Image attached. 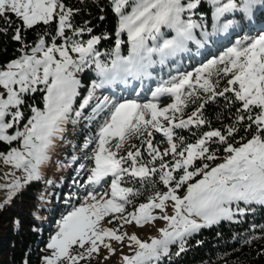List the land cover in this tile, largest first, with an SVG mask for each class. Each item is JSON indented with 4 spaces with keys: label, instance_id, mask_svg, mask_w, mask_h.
I'll return each mask as SVG.
<instances>
[{
    "label": "snow or ice",
    "instance_id": "1",
    "mask_svg": "<svg viewBox=\"0 0 264 264\" xmlns=\"http://www.w3.org/2000/svg\"><path fill=\"white\" fill-rule=\"evenodd\" d=\"M207 2L214 6L216 30L226 31L232 22L221 23V17L232 12L250 15L257 0ZM110 3L118 17V39L106 62L96 48L106 37L74 39L85 30L73 27L74 10L67 8L63 0H0V19L8 26L0 28V32H7L15 17L20 24L12 39L25 48L29 46L24 43L22 29L56 23V36L50 44L41 36L31 54L0 67V141L11 144L20 140L23 149L13 148L2 157L4 162L23 170L25 182L39 180L41 167L50 159V152L66 125L88 119L83 112L94 98L98 102L91 109L90 119L106 113L85 146L94 145L88 157L94 167L87 183L101 186L102 181L110 178V191L99 192L95 188L87 191L82 202L62 216L47 244L43 264H81L98 254L101 246L114 254L111 243L105 241L122 243L125 238L135 250L133 255L122 257L123 264H157L169 255L170 245L179 244L176 253L179 255L185 250L186 237L223 220L232 221L235 215H244L246 209L240 206L241 202L264 206V34L237 41L194 72L162 82L148 102L132 99L112 102L108 97L96 98V89L146 75L155 63L154 55L163 63L185 51L188 43L195 41L194 30L202 25L192 19L201 0L187 3L110 0ZM67 30L73 35H66ZM164 30L174 35L165 38ZM121 34H126L130 45L127 56L120 54L124 43L119 39ZM57 38L62 43L57 44ZM72 54H76L75 58ZM93 64L99 82L92 84L76 109L74 104L81 87L77 74ZM222 80L226 83L221 88ZM37 92L43 93L42 107L29 105L32 114L23 130L8 134L24 119L21 108L26 103L25 97ZM162 97L172 102L161 106ZM217 97H223L229 106L239 104L233 122L223 132L208 130L195 143L185 144L176 130L205 125L203 109ZM190 104L197 106L185 119ZM241 128L244 134L237 141ZM155 133L166 138L168 147L163 151L154 143ZM212 143L222 145V151L227 153L215 167L207 162L216 160V152L221 149L210 150ZM166 157H171V161H166ZM198 160L204 163L196 165ZM157 178L166 191L157 188ZM20 187L19 180L9 185L10 190ZM182 188L184 194L180 195ZM145 192L146 202L136 204L135 199ZM169 202L172 215L167 214ZM128 206H132L131 211H127ZM156 210L161 215H155ZM107 217H111L108 224L118 223L119 227H102L101 222ZM156 220L167 223L166 228L159 230L160 239L144 242L134 234L121 232L125 225L143 227Z\"/></svg>",
    "mask_w": 264,
    "mask_h": 264
},
{
    "label": "trees",
    "instance_id": "2",
    "mask_svg": "<svg viewBox=\"0 0 264 264\" xmlns=\"http://www.w3.org/2000/svg\"><path fill=\"white\" fill-rule=\"evenodd\" d=\"M67 8L74 10L71 20L73 27L84 29L79 37H73L86 41L92 36L106 37L101 39L96 46L101 53V60L108 61L113 52L117 40L116 32L118 18L110 0H63ZM226 2V0H225ZM195 11L203 12L200 17L202 28L195 30V41H190L187 49L174 57L168 58L160 67H157L150 76H142L138 79L129 77L127 81H117L103 88L96 89L95 97L109 101L120 102L123 100H137L147 102L151 100L152 93L160 85L162 79L181 71L195 70L208 60L222 55L228 48L235 46L237 41L251 39L258 34L264 33V0H257L250 15L242 12H232L221 17L220 22H232V26L226 31L216 30L214 6L201 0V5ZM199 17V15H194ZM20 22L13 17L12 26L7 32H0V67L18 59L22 54L28 53L38 42L41 36L50 44L56 36V23L51 25H37L33 29L23 30L25 48L20 42L12 39L15 29ZM8 27L3 19H0V28ZM87 29H91L89 32ZM47 32V35H45ZM207 33V35H205ZM66 35L72 36V31L67 30ZM120 39L124 43L120 46L122 54H127L128 43L125 34ZM57 44L62 41L57 38ZM23 49V50H22ZM80 95L77 97L74 108L79 109L82 99L87 96L94 82H99V77L93 65L84 69L80 77ZM226 81H221V88ZM231 97V93L226 94ZM43 93L37 92L26 96V103L21 110L24 113L25 122L31 116L29 105L42 107ZM168 97H162L161 100ZM97 99L90 102L84 109L83 116L74 125L68 124L62 135L61 142L68 145L65 160L70 165L54 181L35 180L28 182L19 189L11 199L0 208V264H43V258L47 255L46 247L48 239L55 233V224L58 219L66 214L74 205L81 203V199L87 191L103 190L108 185V179L101 182V186H93L87 183L93 161L88 159L94 145H88V141L97 131L98 125L104 119L106 113L102 112L95 119H90L91 109L97 103ZM199 103V102H198ZM196 104H190L183 118L196 108ZM239 104L228 105L223 97H217L215 101L205 105L203 109L207 123L201 127L177 129L176 133L184 138L186 143H195L205 131L223 130L233 122L236 108ZM243 129L237 135H243ZM154 143L158 144L161 151L160 133H155ZM250 138V137H249ZM215 139V138H214ZM165 140V138H164ZM164 146L168 147L167 143ZM238 146V145H235ZM10 145L0 141V152L7 151ZM223 146L218 143L210 144V150L221 149L216 152L217 159L208 161L213 166L225 153ZM145 158L147 155L145 153ZM64 160V161H65ZM171 161V157H166ZM196 165H202L204 161H196ZM83 165V167H81ZM191 170V169H189ZM178 175V173H174ZM196 179V178H195ZM138 186V185H137ZM157 188L161 191L167 189L158 182ZM183 190L180 189L179 192ZM148 193L137 197L135 203L146 201ZM245 208L244 215H235V220H223L218 224L200 229L198 232L186 237L184 251L179 255V244L169 246V255L162 257L157 264H261L264 262V206L253 204L240 205ZM132 210V206H128ZM127 209V210H128ZM112 225V224H111ZM253 236L260 237L252 239ZM250 241V242H246ZM81 264H96L95 255Z\"/></svg>",
    "mask_w": 264,
    "mask_h": 264
},
{
    "label": "rangeland",
    "instance_id": "3",
    "mask_svg": "<svg viewBox=\"0 0 264 264\" xmlns=\"http://www.w3.org/2000/svg\"><path fill=\"white\" fill-rule=\"evenodd\" d=\"M184 2L187 3L188 0H184ZM112 8H113V6H112ZM196 14L199 15V17L194 16ZM187 15H188V13L185 14L186 17H187ZM202 15H203V12H198L197 13L195 10H193L192 19L194 21H196L198 24H200V22H201L200 17ZM197 29H199V28H197ZM197 29H195V30H197ZM117 30H118V25H117ZM195 30H194V32H195ZM164 31L166 33L165 34V38H171L172 35H174V33L168 32L167 30H164ZM261 34H264V33H261ZM126 38H127V36H126ZM119 39H120V37H119ZM149 43L151 44V42H149ZM129 48H130V45L128 44V51H129ZM25 54H31V50L28 53L22 54L18 59H20ZM120 54L122 56H127L128 52H127V54H122L121 51H120ZM72 55L75 58L76 54H72ZM152 59H153V61H155V63L148 69V72H147L146 76L154 75V74H152V72L157 67H160L161 64H162V63L159 62V57L154 55ZM93 67L95 68L94 64H93ZM194 71H195L194 69L193 70H188V71H181L180 73L172 74L171 76H169V77H167L165 79L161 80V78H160V81H162V82L168 81L174 76H179L181 74H184V73H187V72H194ZM80 74H81V72L77 74V78L78 79H80L79 78ZM161 83H160V85H161ZM171 102H172L171 100H168L167 98H165V99L161 100V106H166L168 103H171ZM26 122H27V120L25 122L21 121L19 125H16L15 129L9 130L8 134H14L15 130H21L22 131L23 130V125ZM78 122H79V120L76 123H74V124H77ZM69 124L70 125H74L73 123H69ZM160 134H161V136L163 138V141H161V147L163 146V149H162V151H163L164 149L167 148L166 146H164V144H166V138L164 140V137H163L162 133H160ZM61 139H62V137L59 140H57V142L55 143V146L53 147V149L50 152V159L46 162L45 165H42V167H41V178L40 179H42V180L44 179V180L54 181L57 177H59L67 169V166L70 165L68 162L72 163V161H70L69 159L65 160L68 145L65 144V143H62ZM9 145H10V147H9V149L7 151H5V152L1 151L0 152V205H4L6 202H8L9 201V197H12L19 189L23 188L28 183V182H25V175L26 174H25V172L23 170H17L11 164H6L4 162V159L2 158L3 156H6L13 148L22 151L23 150L22 149V142L20 140H17V141H13ZM226 155H227V153H225L222 157H220L218 159V161L211 167H215L219 163H222L223 160H224V157ZM92 167H94V164L92 165ZM199 178H201V177H197L196 179H199ZM16 180H19L21 187L18 188V189H15V190H10L9 189V185H11ZM87 180H88V178H87ZM32 181H35V180H32ZM108 181H109L108 185L103 190H100L99 192L110 191V188H109L110 178H108ZM179 194L183 195L184 194V189L181 192H179ZM81 202H82V199H81ZM78 205H74V206H78ZM127 211H131V210L128 209ZM154 214L155 215H161L159 210H156L154 212ZM167 214L168 215H172L173 214V210H172V207H171V202L168 203ZM62 216L58 219V221L55 224V233L57 231V224L60 221V219L62 218ZM108 219H111V217H107V218H105L104 221L101 222L102 227H106V228L107 227H119L118 223L114 224V225L108 224V222H107ZM235 219L236 218L234 216L233 220H235ZM166 227H167V223L164 220H156L153 223L144 225L143 227H137L134 224L125 225L121 229V232L127 233L129 236L134 234L141 241L150 242V240L152 238L160 239L161 236H160V231L159 230L162 229V228H166ZM50 238L48 239V243L50 242ZM105 242L106 243H111L112 248L114 249V254H110L107 249H105V248H103L101 246L99 253L98 254H94L95 255V259H96V264H123V261H122V257L123 256H125V255H129L130 256V255L134 254L135 248H134V246L133 247H129L130 241L127 238H125V240L122 243L115 242V241H108V240H106ZM261 264H264V262L261 263Z\"/></svg>",
    "mask_w": 264,
    "mask_h": 264
}]
</instances>
